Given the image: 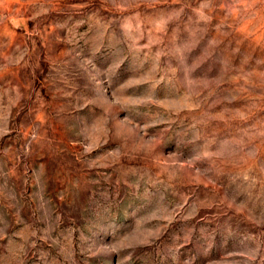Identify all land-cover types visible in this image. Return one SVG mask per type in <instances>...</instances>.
<instances>
[{"label":"rangeland","instance_id":"obj_1","mask_svg":"<svg viewBox=\"0 0 264 264\" xmlns=\"http://www.w3.org/2000/svg\"><path fill=\"white\" fill-rule=\"evenodd\" d=\"M0 264H264V0H0Z\"/></svg>","mask_w":264,"mask_h":264}]
</instances>
